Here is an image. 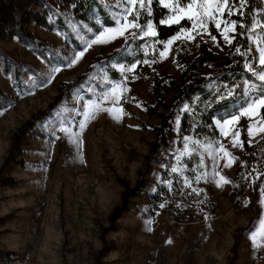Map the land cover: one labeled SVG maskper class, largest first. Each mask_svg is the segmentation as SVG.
<instances>
[{"label":"rangeland","instance_id":"rangeland-1","mask_svg":"<svg viewBox=\"0 0 264 264\" xmlns=\"http://www.w3.org/2000/svg\"><path fill=\"white\" fill-rule=\"evenodd\" d=\"M47 1L36 0L31 7L46 18L49 26L34 22L27 25L29 32L44 42V51L22 36L10 34L0 39V90L4 96L0 99V264H264V248L254 250L250 239L251 232L259 229L260 219L264 218L261 204L264 198L260 193L257 214L252 208L251 195L236 208L230 199L231 184L217 187L204 180L195 182L196 172H211V158L202 147H190L188 155L177 160L184 151L185 137L199 140L201 145L220 140L233 155L241 157L242 150L231 147V135L222 137L217 127L220 135L217 139L181 135L180 116L175 115L167 132V147L159 153L153 151L156 136L152 127L160 123L161 117L148 112L147 107L155 106L162 114L168 108L154 103L152 65L134 62L133 72L122 74L120 67L131 64L113 63L120 72L119 80L110 79L104 68L92 71L91 77L59 110L36 123L32 130L25 129L30 119L46 112L54 102L62 81L76 80L95 56L104 57L125 42L121 37L86 48L87 42L107 26L95 32L87 23L75 20L69 9H56L63 19V27H59L56 14L49 6L52 0ZM99 1L113 19L118 11L114 0ZM167 10L166 15L170 14ZM94 20L101 23L99 16ZM208 33L209 29L200 37L211 50L222 53ZM197 36L194 40L174 41L163 60L159 59V50L164 45L154 52L152 40L144 37L148 39L140 46L143 59H156L161 76L183 82V68L176 51L183 42L194 58ZM251 44L255 49V43L251 41ZM144 45H147V55ZM81 50H84L83 57L67 67L68 61ZM254 55L258 54L254 51ZM56 67L61 71L54 74L55 79L47 86H42ZM125 76L131 91L123 93L119 105L105 101L103 107H122L129 115L118 122L106 112L99 113L87 123L79 147L59 128L53 131L59 122L70 127L73 133H80L78 125L84 119L87 106L98 101L117 82L125 83ZM136 76L139 78L133 79ZM124 97L129 98L127 102ZM170 97L171 93L167 99ZM185 107L186 104L181 110ZM201 155L204 167L198 168ZM191 156L196 158V166L189 162ZM225 162L219 160L217 170L233 181L237 163L226 168ZM173 167L183 179L192 180V188L203 192L191 204L174 198L163 203L164 207L160 204L153 216L146 215L150 203L144 195L159 191V186L168 181L164 176L176 173L172 172ZM140 181L142 196L131 197L126 209L116 212L114 209L121 205L123 192ZM206 197L214 206L211 210L202 205Z\"/></svg>","mask_w":264,"mask_h":264},{"label":"trees","instance_id":"trees-1","mask_svg":"<svg viewBox=\"0 0 264 264\" xmlns=\"http://www.w3.org/2000/svg\"><path fill=\"white\" fill-rule=\"evenodd\" d=\"M36 0H0V39L7 35H17L29 40L40 51L43 49V41H38L27 29V25L34 22L37 25L47 27L49 26L46 18L35 11L31 7V3ZM44 2H48L44 0ZM53 3V4H51ZM49 4L53 12L56 14V23L59 27H63V19L59 17L56 9L59 11L67 10L71 12L72 17L81 22L87 23L95 32H99L102 26L111 27L114 21L108 14L107 9L99 0H52ZM154 23L157 24L158 36L155 38L149 37L152 42L155 39H169L176 35L177 31L184 25L190 27V22L187 19L181 20L179 24H159L161 17H165L168 10L161 4L157 5V0H153L152 4ZM264 11V0H251V13L246 16V21H251L253 17L257 19V15ZM95 16H99L101 23H96ZM238 17L233 16V19ZM143 18L140 23H143ZM209 32L216 36V42L219 43L222 53H216L210 49L208 43L200 36H197V55L194 58L190 54L183 42L180 43L176 51V57L182 65V75L185 78L183 82H177L170 76H161L157 69L156 63L152 64V85L151 94L156 106L161 105L168 108L167 113L162 114L155 106H148V112L156 113L161 117L158 125L153 126L152 130L156 136V142L153 145V151L159 153L162 149L167 147L168 130L172 127V120L175 115L180 116L179 130L181 135L191 134L197 138L203 139H217L220 137L214 119H219L228 113L236 112L245 102L247 84H259L249 72L244 68V57L234 54V49L237 42L233 41V47L226 45L220 35V32L215 29L214 24H209ZM239 28L237 32H239ZM241 45L251 44L247 39V34L238 36ZM148 38L138 39L136 41H125L121 48L113 50L106 56L97 55L91 61L88 69L79 75L76 80L62 81L54 97V102L51 103L46 112L35 115L30 121L26 123L25 129L32 130L33 126L38 122H42L47 117L51 116L55 111L59 110L71 96V94L80 88L86 80H88L92 71L99 68H104L107 76L113 80L120 79V72L115 70L113 63L122 65H129L134 62L143 60V52L141 51V44ZM163 47V44H156L155 48L158 50ZM130 50H127V49ZM130 51V52H129ZM241 51H245L242 46ZM249 56V62L251 57ZM141 63H138L140 65ZM155 69V71H154ZM214 69V70H212ZM98 72V71H97ZM232 90V95H227L228 90ZM255 92V89L253 90ZM171 93V97L167 99V95ZM0 90V99L4 98ZM1 102V101H0ZM186 104L185 109L181 108ZM179 114V115H178ZM248 123L246 117H242L238 123V128ZM21 133H25L21 130ZM248 137L245 132L241 131L240 140L245 141L244 150L240 160L246 162L247 168L241 166L237 161V173L233 178V182L239 185L234 187L231 184L230 199L236 208H239L248 195L253 197L252 208L257 214L256 202L259 199V185L264 181V175H260L255 184L249 180H241L242 172H251L252 168H259L261 173H264V140L259 138L251 145L247 143ZM189 162L196 166V158L190 157ZM20 163V162H19ZM24 165L23 163H21ZM197 168V167H196ZM179 172L168 173L164 178L168 177L165 184L159 186V191L154 194H147L144 197L150 203L146 215L156 213L160 204L168 203L174 198L185 201L186 204H191L197 194L187 189L184 179ZM257 174L252 172V177ZM171 182V187L169 186ZM143 186L140 181L134 188L125 191L122 194V203L118 209L125 210L129 199L142 196L140 187ZM203 206L209 207L210 210L214 208L209 197L203 198ZM189 207H192L190 205Z\"/></svg>","mask_w":264,"mask_h":264},{"label":"snow or ice","instance_id":"snow-or-ice-1","mask_svg":"<svg viewBox=\"0 0 264 264\" xmlns=\"http://www.w3.org/2000/svg\"><path fill=\"white\" fill-rule=\"evenodd\" d=\"M115 7L118 11L113 16L114 26L102 29L93 39L87 42L86 48H91L94 44H106L110 43L118 38H123L125 41L132 40L136 41L138 39H143L144 37L155 38L158 36L157 24L154 23L152 4L153 0H114ZM163 4L164 8L170 10V14L165 17H161L158 21L159 24H179L181 20L187 19L190 22V27L187 25L182 26L170 39H155L153 41V51H157L155 48L156 44H163L162 50H159V59L163 60L167 57L168 53L171 51V45L176 40L184 39L194 40L197 35L203 36V33L208 32V25L214 24L216 30L220 32L226 45L231 46L232 42L235 40L237 45L234 49V54L244 57L245 63L244 68L251 74V76L259 81V84H250L249 88L246 90V99L244 104L236 111L228 113L225 116L220 117L215 120L216 127L220 130V135L227 138L231 135V147L239 148L244 150V143L239 139L241 131L245 132L248 137L247 143L251 145L256 137H260L264 140V11H261L257 15L259 18L253 17L251 21H246V16L251 13V0H157V5ZM226 13V15H225ZM233 16L238 17L233 19ZM143 18L144 22L140 23ZM223 24V28H221ZM239 28V32L237 29ZM195 32V35H193ZM230 33L232 35H230ZM212 41H216V36L211 35ZM247 34V39L255 43V49H253L252 44L241 45L238 40V36H243ZM220 47L219 43L216 44ZM245 48V51H241V47ZM147 55V45L142 46ZM221 51L223 49L221 48ZM255 51L258 55L251 57V62H249V56ZM179 52V50H177ZM84 55V50H81L72 60H69L67 67L73 66L80 58ZM157 60L143 59L137 63H143L151 66L156 63ZM254 64L259 65V67H254ZM136 67V63L131 64L130 67L121 66L120 72L131 73ZM179 67V65H178ZM61 71L59 67L53 68L51 75L48 76L42 86H47L53 79H55V73ZM155 71V69H154ZM139 77H133V79H138ZM125 83L117 82L114 86L110 87L108 91L99 97L98 101H93L87 106V111H84V119L79 122L80 133H73L70 127H64L59 122L53 126V131L59 128V131L64 132L69 141L75 143L79 147L81 143L80 136L87 126V123L95 119L96 116L101 112H106L112 115L114 119L118 122L123 119L124 116L129 115L124 112L123 108H107L103 107L105 101H111L115 105H119L123 93L131 91L127 87L126 81L127 76L124 77ZM120 89H123L121 92ZM255 89V92L253 90ZM232 90L229 89L227 95L231 96ZM125 102L129 99L124 97ZM135 100V97H131ZM141 106V104H137ZM242 117H247L248 123L240 128H236ZM253 121H255L253 123ZM230 129H235V131H230ZM255 129V131H254ZM59 138V137H57ZM184 151L180 152L177 156L179 162L181 156L188 155L189 149L192 146L202 147L204 152H206L212 161L211 172L203 171L196 172V169L192 171L196 172L194 180L199 183L204 180L206 183H214L217 187H223L224 184H232L234 187H239L238 184L229 180L227 177L222 175L217 169L219 167V160H225L224 167L228 168L233 165V163L239 161L242 167L247 168L246 162L240 160L239 157L233 155L231 151L228 150L227 145H225L220 140L210 141L207 145H201L199 140H194L192 137L184 138ZM264 150V149H262ZM198 168L204 167V156L201 155L199 159ZM172 172H176L177 169L173 167ZM183 171V170H181ZM252 172L257 175L252 177ZM241 180H250L252 184L256 183L259 179L261 173L259 168H252L251 172H242ZM219 177V179H217ZM184 182L186 187H190L193 193L200 195L203 189L192 188V180L188 177H184ZM171 187V182H169ZM259 192L262 198H264V181L259 185ZM206 195V193H205ZM261 204L264 205V199H261ZM160 207H164L161 204ZM151 223V222H150ZM151 231V228L148 229ZM260 237V240L257 237ZM250 239L252 241V247L254 250L258 251L264 248V218L260 219L259 229L253 230L250 234ZM168 243H172L171 240Z\"/></svg>","mask_w":264,"mask_h":264}]
</instances>
